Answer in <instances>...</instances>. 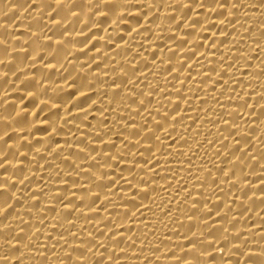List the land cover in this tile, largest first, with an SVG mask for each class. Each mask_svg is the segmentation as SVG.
<instances>
[{"label":"bare ground","instance_id":"bare-ground-1","mask_svg":"<svg viewBox=\"0 0 264 264\" xmlns=\"http://www.w3.org/2000/svg\"><path fill=\"white\" fill-rule=\"evenodd\" d=\"M0 264H264V0H0Z\"/></svg>","mask_w":264,"mask_h":264}]
</instances>
